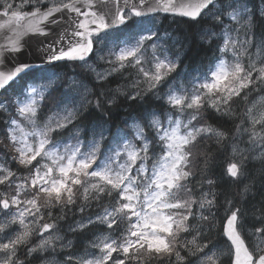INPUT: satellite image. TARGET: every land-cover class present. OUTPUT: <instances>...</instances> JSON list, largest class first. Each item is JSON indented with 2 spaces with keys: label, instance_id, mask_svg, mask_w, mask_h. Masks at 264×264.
<instances>
[{
  "label": "snow or ice",
  "instance_id": "6c2138e0",
  "mask_svg": "<svg viewBox=\"0 0 264 264\" xmlns=\"http://www.w3.org/2000/svg\"><path fill=\"white\" fill-rule=\"evenodd\" d=\"M261 5L257 17L247 0H0V264H225L224 256L264 264V99L233 109L264 93ZM161 14L205 21L201 42L217 44L190 88L175 81L183 61L166 47L172 36L153 30ZM131 26L139 27L126 38L112 36ZM69 66L66 88L46 71ZM148 96L159 109L130 117L133 132L114 133L119 98ZM229 121L234 132L223 127ZM213 139L233 153L219 176L201 154ZM257 159L259 188L249 197ZM225 185L239 201L217 191ZM62 221L87 241L83 254L65 251L73 241L60 234ZM221 224L223 247L208 238ZM105 230L119 236L97 235Z\"/></svg>",
  "mask_w": 264,
  "mask_h": 264
},
{
  "label": "trees",
  "instance_id": "16d2710c",
  "mask_svg": "<svg viewBox=\"0 0 264 264\" xmlns=\"http://www.w3.org/2000/svg\"><path fill=\"white\" fill-rule=\"evenodd\" d=\"M256 0H249V4L256 5ZM256 16H258V13L254 11ZM171 26V25H170ZM169 26V29L171 28ZM172 26H175L172 30L173 33H176L180 39V42L183 44V48H180L182 52L184 53V61H186L189 68L196 67L199 65V63H206L207 53L209 51V45L205 42H201L199 40L198 31L206 26L205 22H200L199 24L189 22L188 19L184 17L177 16L174 18L172 22ZM62 70H66L65 68H62ZM119 82H116L114 80L109 85H106V90L111 89L112 87L116 86V84ZM242 100L238 102L237 105H233V109L237 113H243L242 108ZM159 109V102L155 101L154 99L147 97L142 103L137 102L135 104L131 103L130 101L125 100L123 97H120L117 101V105L113 108H111V119L109 121L110 125H113L114 128L121 125L122 119L126 118L127 116H137L139 114L144 113L146 110H158ZM47 111V110H45ZM213 115H215L213 113ZM227 119V118H226ZM87 121H85L86 123ZM209 123H215V121L209 120ZM235 123H239V120H236ZM226 129H231L233 132L235 131L234 124L229 121L228 123L223 125ZM68 136V133H67ZM208 151V154L210 157H212V167H213V174L216 176H219L224 169H226V165L228 161L230 160L231 154L229 146L221 150L220 147L216 144L215 139L210 141L204 142V148L201 150V154L204 150ZM249 170L252 176L256 177L257 183L256 186L252 189L253 194L256 193V190L259 188V176H260V168H261V161L258 160L253 163H249ZM198 168L204 169L205 164L203 159L200 160V162L197 165ZM259 168L258 171H254V168ZM195 170V169H194ZM200 179V176L197 175V180ZM250 182V181H248ZM229 191L233 196L236 198H239V189L236 186H227L225 185L222 189H217V191H223V190ZM252 196V195H251ZM249 196V197H251ZM256 199L259 200V195L256 196ZM221 202H223V198L221 197ZM223 211V208L220 209L219 217H223L221 214ZM221 226V225H220ZM220 226H219V232H220ZM215 232L216 237H220V235L217 234V230L214 228L213 231L209 234V240L213 241L212 234Z\"/></svg>",
  "mask_w": 264,
  "mask_h": 264
},
{
  "label": "rangeland",
  "instance_id": "374dc122",
  "mask_svg": "<svg viewBox=\"0 0 264 264\" xmlns=\"http://www.w3.org/2000/svg\"><path fill=\"white\" fill-rule=\"evenodd\" d=\"M247 3H248V2H247ZM255 4L258 5V6L253 5V6L255 7V8H254V11H256V13H257V11H259L260 8H261V6H262V5H261V0H257V1L255 2ZM248 7H249V3H248ZM249 8H250V7H249ZM257 17H259V14H258ZM172 18H173V17L170 16L169 20H171ZM157 22H158V20H157ZM159 23H160V21H159ZM159 23H158V25H159ZM226 23H228V21H226ZM152 27H154V26L152 25ZM174 27H175V26H172V30L174 29ZM207 27H208V26H205L204 28H207ZM153 30H156V29H153ZM135 31H137V30H134V31H132V32H135ZM199 31H200V30H199ZM199 31H198V33H199ZM217 31H219V29H217ZM252 32H254V33L256 34V38H257V40H259V39H260L259 36L261 35V29H260L259 27L257 28V30L252 29ZM159 33H160V35H161L162 37L165 36V35H171V34H169L167 31H163V30H159ZM128 34H130V32L127 33V31L124 29L122 34H121V33H113L112 36L115 37V36H120V35H122L123 37L126 38V36H127ZM233 35H235V33H233ZM171 36H172L173 39L168 41L166 47L168 48V50H169V52H170L171 54L175 55V54L178 53V54L180 55V53H181V49H180V48H183V47H181V44H182V43L180 42L179 37H178L177 35H174V34H173V31H172V35H171ZM239 38H240L241 40L244 39V32H243V31L240 32V34H239ZM199 40H200V37H199ZM173 41H176V43H173ZM204 42H205L206 44L209 45V51H208V53H207V56H208V58H210V59L213 60V59H214V54H218V47H217V44H216L215 42L209 44V43L207 42V38H205V41H204ZM250 51H251L252 53H255L256 49H255V48H252ZM95 59H96V57H93V58H92V61H94ZM92 61H89V63H92ZM210 62H211V61H207L205 67H203V66H198V67L195 69V71H193V70H188L186 67H180V65H179V68H178L177 72L173 74L174 77H175V81H176V83H177V84L183 83V84H185V85H188V87L190 88L191 85L189 84V81L192 79V77L195 76L198 72H204V71H206V70H207V66L210 64ZM103 67H107V65H103ZM129 71H132V70L130 69ZM47 72H54V71H53V70H48ZM125 75H127V73H126ZM92 80H94V82H96L93 76H92ZM84 82H85L86 84H88L87 81H84ZM116 82L124 83V81L121 80V79H119V78L116 80ZM67 86H68V85H66L65 88H66ZM88 86H89V84H88ZM89 87H90V86H89ZM115 87H116V86L112 87L111 89H114ZM164 91H167V87H165ZM262 99H264V93H255V92L252 93V94H251V100L249 101L248 107H250L251 104H252L253 102H255V103L257 104V106H259V103H260V101H261ZM49 114H50V113H49ZM244 139L247 140V137H245ZM237 142L239 143V141H237ZM240 147L243 148V147H245V145H244L243 143H240ZM229 149H230L231 161H232L233 153H232V150H231V146H230V145H229ZM258 160H259V159H257V160H250L249 163H253V162H256V161H258ZM231 161H230V162H231ZM249 166H250V165H249ZM258 170H259V168H257V167L254 168V171H258ZM249 172H250V170H249ZM245 183H249V182L246 180ZM248 195H249V196L253 195V191L250 192ZM236 199H237V201H239L240 197H239V198L237 197ZM223 213H224V210L222 211L221 214L223 215ZM60 234H61V235H64V234H62V232H61ZM220 234H221V232H220ZM212 237H213V242H215V241H219L221 247H223V245H224V240L222 239V236H221V235H220V237H216L215 232H213ZM67 240H69V238L66 236V241H65V242H67ZM72 240L74 241V238H73ZM84 250H85V249H84ZM65 251H72V252H75V253H77V254H83V253H84L83 250H81V247H80L79 245H74V244H73V247H72L71 249H66ZM97 254H98V253H97ZM184 254L187 255L186 252H185ZM51 258H52V257H49V259H51ZM55 259L58 260V261H62V260L64 259V255L61 254V253L58 251V252L55 254ZM223 259H224V261H225V264H228V260H229V258H228L227 256H224ZM37 264H38V262H37Z\"/></svg>",
  "mask_w": 264,
  "mask_h": 264
},
{
  "label": "bare ground",
  "instance_id": "6f19581e",
  "mask_svg": "<svg viewBox=\"0 0 264 264\" xmlns=\"http://www.w3.org/2000/svg\"><path fill=\"white\" fill-rule=\"evenodd\" d=\"M257 1V0H256ZM247 2L249 3V0H247ZM255 6H258V5H255ZM249 7H250V9H252L253 11H254V6L253 5H251V4H249ZM257 13L259 14V11H257ZM207 26H209L208 24H207ZM60 214V213H59ZM76 219H79V215L77 214V216H76ZM72 220H73V214L71 213V212H69L68 213V222H72ZM61 225H62V227H61V229H60V233L62 232V234H65L66 232H68L67 231V223L66 222H61ZM113 238H116V237H118V236H112Z\"/></svg>",
  "mask_w": 264,
  "mask_h": 264
}]
</instances>
